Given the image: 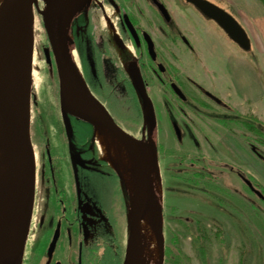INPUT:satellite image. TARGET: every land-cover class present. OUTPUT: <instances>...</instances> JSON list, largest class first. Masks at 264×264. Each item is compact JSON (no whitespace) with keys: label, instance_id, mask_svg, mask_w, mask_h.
I'll return each instance as SVG.
<instances>
[{"label":"flooded vegetation","instance_id":"obj_1","mask_svg":"<svg viewBox=\"0 0 264 264\" xmlns=\"http://www.w3.org/2000/svg\"><path fill=\"white\" fill-rule=\"evenodd\" d=\"M181 1L184 7H180L176 0H171L179 16L171 12L164 0H88L79 6L78 11L72 16L70 34L74 59L85 87L125 132L130 133L131 130L123 128L116 121L113 111L123 112L124 117L120 113L121 119L117 118L118 121L141 122L140 132L136 139H141L142 136V104L133 80L135 70L138 71L152 103L157 128L162 122V116L158 112L159 105L152 95L153 86L163 93L162 99L164 98L166 103L167 98L163 95L169 94L174 104L186 108L192 105L197 108L198 115H203L205 113L203 111L213 109L221 110V112L227 111L226 116L228 117L221 116L213 120L228 133L230 153L236 152V133L243 136H255V140H259L262 145L264 126L261 122L264 120H253L248 113L241 111L237 113L235 109L241 99L236 101L232 96V57L229 50L220 51L221 57L219 58L224 60V65L219 68L221 74L217 70V77L213 78L216 88L214 92L207 89L200 90L194 80H182L178 70L168 59V57H173L174 60L180 61L181 52L184 57L194 54L199 36L193 30L185 29L183 24H191V26L203 29L212 23L230 42L247 53L251 49L252 40L246 27L235 12V8L229 6L226 0H206L236 21L229 10L234 12L239 19V22H236L249 40L248 50L242 49L229 38L218 23L207 17L188 0ZM158 4L167 13V18L159 10ZM148 11L157 16L159 23L147 16ZM151 21L154 27H158L164 40L163 52L151 32L148 31L147 27L151 25ZM191 86H195L196 96ZM199 94L200 97H198ZM30 105V110L33 107L35 111L37 110V100L33 101V95ZM244 105L247 107L246 101ZM180 110L182 111L183 108ZM54 115L62 126L60 137L62 136L64 143L65 158L60 156V153L59 155L52 153L47 139L43 150L44 155H42L46 162L40 168L41 156L38 157L34 151L35 200L39 195L38 192L43 194L44 191L45 195L43 194L44 197L39 199L42 201L36 221L33 222V216L31 217L22 264H122L126 245L123 235V213L122 206L121 213H118L114 199L124 194L123 185L116 172L106 160L101 158L94 139L95 131L91 124L67 115L70 128L68 130L65 128L59 104L58 85L57 108ZM36 121L41 124L42 117L39 116ZM170 122L172 134L179 141L182 135L184 136L185 129L182 126L179 128L175 120ZM258 132H260V137ZM144 136L147 141L146 131ZM248 146L250 149L253 148L251 144ZM213 152L218 151L215 149ZM254 153H262V151L254 150ZM65 168L68 170L69 182L62 187L58 175L64 173ZM200 173L196 175L199 180L203 176ZM236 175L248 191L253 193L246 183L251 182L243 178L240 171ZM204 178L207 184L212 183V180L209 182L207 177L204 176ZM49 181L51 183L48 185ZM56 185L59 186L58 189L55 188ZM65 187L70 188L71 203H68L63 196ZM252 187L257 190L253 185ZM215 189V186L211 189L206 188L213 201L217 194H214V191L217 192ZM52 190L56 195L54 202H50L46 197ZM125 196L128 203L126 193ZM46 203L48 206L43 207ZM31 231L33 242L28 246Z\"/></svg>","mask_w":264,"mask_h":264},{"label":"rangeland","instance_id":"obj_2","mask_svg":"<svg viewBox=\"0 0 264 264\" xmlns=\"http://www.w3.org/2000/svg\"><path fill=\"white\" fill-rule=\"evenodd\" d=\"M164 1L171 12L174 15L177 13L176 16H179L171 0ZM226 2L235 8V12L239 15L252 40L251 49L247 53L230 42L212 23L203 29L191 26V24H183L185 29L193 30L199 36L194 54L184 57L181 52L180 61L174 60L173 57L169 58L168 55L166 57L176 67L182 80H194L200 90L207 89L214 92L216 88L213 78L217 77V70L221 74L219 68L224 65V60L219 58V56L221 57L220 51L222 49L229 50L232 57V96L236 101L241 99L235 109L237 113H240L238 111L248 113L253 120L263 121L264 5L260 0H226ZM176 3L180 7H184L181 0H176ZM38 6L42 9L44 4L39 2ZM229 12L239 22L234 12L232 10ZM146 14L158 22L154 13L148 11ZM160 25L162 24L160 23ZM34 28L38 41L34 44L31 91L38 106L36 111L34 107L31 109V141L35 153L38 154V157L41 156L39 167L42 168L46 162L42 155H44L43 150L47 139L48 147L52 153L56 155L60 153V156L64 158L65 156L64 143L61 139L62 136L60 137L62 126L54 115L57 108L56 69L43 19L35 11ZM147 28L163 52L164 40L158 27H154V23L151 21V25ZM191 87H193L191 90L196 96L195 86ZM151 90L159 105L158 112L162 116V122L159 123L158 128L157 125L155 126L149 142L156 148L158 147L157 151L159 152L157 161L163 190L161 214L164 264H264V203L249 192L236 175L240 171L243 178L248 179L264 195V145H261L259 140L256 141L255 136H243L236 133V152L230 153L228 133L213 120L221 116L228 117L226 116L227 111L202 110L205 113L198 115V110L194 106L190 105L186 108L174 104L169 94L163 95L167 98L166 103V100L162 99L163 93H160L155 86ZM245 101L248 104L247 107L244 105ZM181 108H183L182 111ZM112 113L123 128L131 130L129 131L131 134L127 132L128 134L134 138L139 135L141 122L118 121L117 118L121 119V115L124 117L123 112H120L121 115L116 110ZM39 116L42 117L41 124L36 121ZM171 120H175L179 128L182 126L185 129V134L179 141L172 134ZM261 123L264 126V121ZM248 144L253 145L255 151H262V153H254L253 148L250 149ZM215 149L218 151L217 153L213 152ZM63 172L58 175L62 187L69 182L67 168L63 169ZM198 172H202L200 175H203L200 180L196 176ZM204 176L207 177V181L211 182L212 180L213 184H207ZM50 183L49 181L47 184ZM212 186L227 192L233 197L234 202L220 194H216V196L224 198L223 207L217 200L213 201L206 191V188L211 189ZM58 187L55 186L57 189ZM69 189V187H65L63 196L68 203H71ZM215 193L217 192L214 191ZM38 194L32 213L33 222L36 221L39 214L42 201L39 199L45 195L44 191V195L41 192ZM46 197L50 202H54L56 195L52 190ZM125 197L124 190V194H120L118 199H114V203L117 205L118 213H121L122 206L123 235L126 239L128 209ZM46 204H43V207H47L48 203ZM217 230L220 231L221 242L214 236ZM198 233L207 236L202 242L203 261L197 257L198 252L194 249L193 244L194 236H197ZM31 235H33L32 231L28 246L33 242ZM241 260L242 262H240Z\"/></svg>","mask_w":264,"mask_h":264},{"label":"water","instance_id":"obj_3","mask_svg":"<svg viewBox=\"0 0 264 264\" xmlns=\"http://www.w3.org/2000/svg\"><path fill=\"white\" fill-rule=\"evenodd\" d=\"M87 1L62 0L58 10L48 17L43 8H39V2L37 3L35 0H5L0 6V121L6 129L9 143V153L0 170V264H22L35 200L36 167L30 135L34 11L42 19L48 18V22L43 20V24L56 69L59 104L65 128L67 130L70 128L67 115L88 122L93 126L94 131L95 124L102 126L119 141L127 143L128 149H130L129 155L140 171L141 188H139V193L131 198L121 173L108 164L116 172L128 197V233L122 264H130L133 248L137 241L141 213L152 201L147 167L140 155L131 148L135 143L149 147L148 149L155 158L154 165L158 169L157 150L149 142L156 126L154 109L138 71H133V80L142 104L141 139L132 137L119 127L86 87L81 89V94L89 103V107L85 111L76 113L65 107L68 59L64 21L67 15L72 14L73 16L78 11V7ZM188 2L218 23L229 38L242 49L250 48L249 40L243 29L221 9L206 0H188ZM11 5L21 11L24 21L27 42V52L24 56H19L8 41L6 11ZM158 8L167 18L163 7L158 4ZM33 101H35L34 96ZM145 131L147 141H145ZM246 183L249 189L264 202V196L253 189L251 183ZM152 226L157 246L158 264H164L162 221L154 218Z\"/></svg>","mask_w":264,"mask_h":264},{"label":"bare ground","instance_id":"obj_4","mask_svg":"<svg viewBox=\"0 0 264 264\" xmlns=\"http://www.w3.org/2000/svg\"><path fill=\"white\" fill-rule=\"evenodd\" d=\"M4 1L5 0H0V6ZM35 1L44 4L43 11L47 17L53 15L62 4V0ZM6 13V32L8 41L19 56H24L27 52V42L21 11L17 7L11 5L7 8ZM47 17L43 18L46 23L48 22ZM71 20L72 14L67 15L64 21L65 45L68 59L65 107L71 112L80 113L89 107V103L81 94V89L85 87V84L74 59L70 34ZM33 32L35 44L38 38L35 35L34 23ZM34 53L33 50V54ZM94 139L101 158L106 160L112 168L121 173L124 185L129 190L131 198H133L139 193V188H141L142 183L140 171L129 155L130 149H128L127 143L119 141L105 128L97 124H95ZM131 148L140 155L147 167L152 201L141 213L137 241L133 248L130 264H158L157 246L152 223L154 218H158L162 221L163 190L159 169L154 165L155 158L148 149L149 147L147 148L135 143ZM8 153L9 143L7 141L6 129L0 121V170ZM140 192L142 191L140 190Z\"/></svg>","mask_w":264,"mask_h":264},{"label":"trees","instance_id":"obj_5","mask_svg":"<svg viewBox=\"0 0 264 264\" xmlns=\"http://www.w3.org/2000/svg\"><path fill=\"white\" fill-rule=\"evenodd\" d=\"M261 4L264 5V0H260ZM132 115H134L133 111H132ZM252 129H254V126L252 125ZM258 135L260 137V132H258ZM263 145H264V142H263ZM217 191V195L220 194L222 197H225L227 199H230L232 202H234V199L232 196H230L227 192H225L224 190H221L218 188L215 189ZM215 200H217L219 202V204L222 206L224 205L225 201H224V198H220L218 196L215 197ZM223 207V206H222ZM200 229V228H199ZM214 236L215 238H217L219 240V242H221V235H220V231L217 230L216 233H214ZM207 236L203 235V233H198L197 236H194V249L197 250L198 254L197 257L199 258L200 261H203L204 260V254L202 253L203 252V240H205ZM242 262V260L240 261ZM242 264V263H241Z\"/></svg>","mask_w":264,"mask_h":264}]
</instances>
